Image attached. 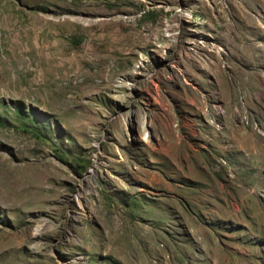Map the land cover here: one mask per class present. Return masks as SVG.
Wrapping results in <instances>:
<instances>
[{"label":"rangeland","instance_id":"374dc122","mask_svg":"<svg viewBox=\"0 0 264 264\" xmlns=\"http://www.w3.org/2000/svg\"><path fill=\"white\" fill-rule=\"evenodd\" d=\"M0 264H264V0H0Z\"/></svg>","mask_w":264,"mask_h":264},{"label":"bare ground","instance_id":"6f19581e","mask_svg":"<svg viewBox=\"0 0 264 264\" xmlns=\"http://www.w3.org/2000/svg\"><path fill=\"white\" fill-rule=\"evenodd\" d=\"M103 26H105V25H103Z\"/></svg>","mask_w":264,"mask_h":264}]
</instances>
